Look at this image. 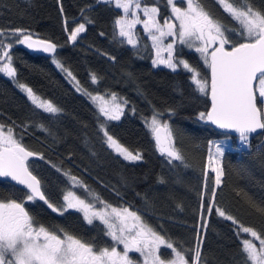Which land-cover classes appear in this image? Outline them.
<instances>
[{"label":"trees","instance_id":"obj_1","mask_svg":"<svg viewBox=\"0 0 264 264\" xmlns=\"http://www.w3.org/2000/svg\"><path fill=\"white\" fill-rule=\"evenodd\" d=\"M142 2L158 6L161 21L171 18L168 0ZM201 2L228 29L236 28L217 0ZM247 3L264 13V0ZM122 14L113 0H0V31L11 34L22 29L57 45L49 56L11 38L13 47L8 51L16 72L11 77L0 72V125L13 128L22 145L38 155L29 160V169L56 207L66 203L63 196L70 191L85 196L84 189L71 179L75 176L113 206L137 211L146 224L175 246L191 250L189 256H194L199 244V264H245L241 252L245 233L237 234L239 226L264 234V131L249 135L248 142L242 143L239 136L199 119L201 112L209 110V96L197 90L191 73L182 66L176 71L154 66V51L147 38L144 44L133 47L119 37L114 22ZM79 23H85L86 30L73 42L68 36ZM226 35L233 41L240 39L235 31ZM3 40L6 44L9 37ZM178 45V55L201 76L210 78L201 55ZM57 61L79 81V90ZM20 84L61 111L50 114L37 108ZM86 93L116 94L127 101L120 119L108 120L101 115ZM153 111L163 113L160 119L168 123L183 161L169 164L159 152L145 123ZM101 125L129 151L139 152L142 159L129 161L117 155L107 146ZM209 141L224 148L219 157L224 173L219 186L208 168ZM26 192L0 180V201H24L36 225L57 234H71L98 249L112 245L99 220L88 224L83 213L75 209L53 212L43 201H26ZM209 204L211 213L206 210ZM216 208L238 223L219 216ZM162 258L170 257L165 253Z\"/></svg>","mask_w":264,"mask_h":264},{"label":"snow or ice","instance_id":"obj_2","mask_svg":"<svg viewBox=\"0 0 264 264\" xmlns=\"http://www.w3.org/2000/svg\"><path fill=\"white\" fill-rule=\"evenodd\" d=\"M180 2L184 6H177L176 0H168L178 23L166 18L161 24L157 7L142 6V0H115V7L122 9L124 13L114 22L119 29L118 35L126 38L128 45L135 47L138 41L132 30L137 24H142L155 49L156 59L153 60V65H165L173 71L182 65L183 69L191 73V80L197 90L210 96V109L201 112L199 119L211 122L219 129L232 130L239 134L242 143H247L249 134L264 129V13L253 9L247 0H217L236 24L235 29H228L203 7L201 0ZM138 10L143 12L146 19H140ZM85 30L86 24L79 23L71 29L68 39L77 41ZM230 31H235L239 41H233L226 35ZM5 36L9 37L6 44L3 40ZM12 37H15L16 43L27 44L28 48L40 49L45 53H54L57 48L50 41L34 40L31 34L22 29H15L11 34L0 31V48L4 49L2 57L8 61L0 66V72L8 76H15L16 72L8 51L13 47ZM167 37L174 39L165 43ZM177 41L189 48L194 47L201 54L204 65L210 70V78L201 76L186 60L174 56ZM164 52L167 53L166 58L161 55ZM56 63L58 67H62L58 61ZM67 74L73 80L76 79L70 71ZM91 79L96 82V75L92 74ZM76 83L79 85V81ZM19 87L37 108L50 114L61 111L51 101L42 100L32 88L24 84ZM86 94L91 96V93ZM91 99L102 101L99 112L108 120H119L123 114V105L120 103L109 106L104 97L91 96ZM112 100H116L115 94H112ZM162 115L161 112L153 111L150 121L146 119L145 123L154 135L159 152L168 158V163L183 161L184 157L174 146L168 123L160 119ZM101 130L106 137L107 146L117 155L129 161L142 159L139 152L129 151L103 125ZM209 144L215 151L210 147L208 168L215 174V185L219 186L224 174L219 157L223 156L224 148L213 141H209ZM34 155L36 153L28 151L16 138L13 128L0 125V177H11L17 184L23 185L28 190L25 193L26 201L38 199L53 212L60 214L68 209H75L83 213L88 224L99 220L105 226V235L113 243L110 247L98 249L71 234H57L44 226L36 225L25 209L24 201H0V264H134L130 253H138L137 260L143 258L141 264H199V244L194 256H189L188 251L191 250L175 246L170 239L146 224L137 211L130 207L113 206L99 194H93L75 176L71 179L84 189L85 196L81 198L70 191L63 196L66 203L56 207L42 190L41 180L29 170L27 161ZM207 175L205 172L206 177ZM212 196H215L214 189ZM206 210L208 213L213 211L211 204ZM215 211L219 216L238 223L224 210L216 208ZM240 232L248 233L253 238L241 240L245 264H264V234L243 225L239 226L237 234ZM121 245L122 248H119ZM165 253L170 258H162Z\"/></svg>","mask_w":264,"mask_h":264},{"label":"rangeland","instance_id":"obj_3","mask_svg":"<svg viewBox=\"0 0 264 264\" xmlns=\"http://www.w3.org/2000/svg\"><path fill=\"white\" fill-rule=\"evenodd\" d=\"M114 2H115V0H113ZM176 2H177V6H181L180 5V0H176ZM144 5H147L148 7H153V6H155V7H157L158 8V10H159V15H158V19L160 20V22H161V24L163 23V21H161V18H160V16H161V14H160V9H159V7L158 6H156V5H150V4H143V2H142V6H144ZM123 11V10H122ZM171 11H172V9H171ZM124 15V13L120 16V17H122ZM137 15L140 17V19L141 20H144V19H146V17L144 16V14H143V12L141 11V10H138L137 11ZM120 17H118V18H120ZM129 19H131V16H129L128 17ZM171 20H172V22H175V23H178V22H176L175 21V17H174V15H173V13L171 14V18H170ZM117 30H118V32H119V29H118V27H117ZM133 33H134V37L137 39V41H138V43L137 44H139V43H141V44H144L143 43V41L144 40H147L148 39V42H149V44H150V46L152 47V40H151V38L147 35V33H145L144 32V29H143V25L142 24H137L134 28H133ZM147 38V39H146ZM126 39V38H125ZM174 38L173 37H167V38H165V43H168V42H170L171 40H173ZM179 42L177 41V43H176V45H175V51H174V56L175 57H177L178 59H182V60H186V59H184L183 57H180L179 55H178V49H179ZM196 44L198 45L199 44V42H196ZM187 46V45H186ZM188 47V46H187ZM189 48V47H188ZM152 49H153V51H154V57H153V60L154 59H156V53H155V49L152 47ZM190 49H193V50H195V48L193 47V48H190ZM3 51H4V49H2V50H0V66H2L4 63H7L8 61H7V59L6 58H3L2 57V53H3ZM209 51H211V49H209ZM200 54V53H199ZM162 56H164L165 58L167 57V53L166 52H164V53H162L161 54ZM201 55V54H200ZM187 61V60H186ZM61 65V64H60ZM157 66H165V65H161V64H158ZM182 66V65H181ZM180 67V66H179ZM178 67V68H179ZM63 71H64V73H65V75H66V77L68 78V80L74 85V86H76L77 88H80L79 87V85H77V83H76V81H77V79H75V80H73L72 79V77H69L68 76V72L70 71V70H68V69H65V68H63V66L62 67H60ZM65 70H67V71H65ZM71 72V71H70ZM4 73V72H3ZM4 74H6V73H4ZM7 75V74H6ZM72 76H74L73 74H72ZM11 77V76H10ZM75 77V76H74ZM116 95V94H115ZM89 96V95H88ZM91 96H101V97H104V99L105 100H107L108 101V105L109 106H111L112 104H114V103H120V104H122L123 106H125V104H124V102L116 95V100L115 101H113L112 100V94H91ZM91 96H89V98L91 99ZM92 100V99H91ZM93 101V100H92ZM96 105H97V107L99 108V106H100V104L102 103V101H100V100H96V101H93ZM71 192H73V191H71ZM74 194H75V192H73ZM68 194V193H67ZM76 195V194H75ZM98 207H100V205H97ZM245 238H248V239H253L251 236H250V234H248V233H245V237H244V239ZM257 243V246H258V250H259V244H258V241L256 242ZM119 247H121L122 248V245L121 246H119ZM132 255H136L137 257H139V254L138 253H130V256L132 257ZM140 260H137V258H136V260H134V264H141V262H142V257H140L139 258Z\"/></svg>","mask_w":264,"mask_h":264},{"label":"water","instance_id":"obj_4","mask_svg":"<svg viewBox=\"0 0 264 264\" xmlns=\"http://www.w3.org/2000/svg\"><path fill=\"white\" fill-rule=\"evenodd\" d=\"M33 37V39L34 40H45V39H41V38H38V37H34V36H32ZM22 38V37H21ZM48 41V40H47ZM51 42V41H50ZM53 43V42H52ZM22 46H25V47H27L28 48V46H27V44H22V43H20ZM28 49H30V50H32V51H35V52H38V53H42V54H46V55H49V56H52L54 53H45V52H43L42 50H40V49H36V48H28ZM209 100H210V96H209ZM210 104H211V102H210ZM209 109H210V107H209ZM210 124H211V126L212 127H214L215 129H218V130H220V131H224V132H228V133H230V134H233L234 136H239V134L238 133H236V132H234V131H232V130H223V129H219V128H217L214 124H212L211 122H209ZM262 131H264V129H258L255 133H251V134H249L250 136L251 135H255V134H259V133H261ZM24 146V145H23ZM25 147V146H24ZM28 151H31V150H29L27 147H25ZM31 152H33V153H35L34 151H31ZM38 155L36 154V155H34V156H32V157H29L28 158V161H27V163L29 162V160H31V159H33V158H35V157H37ZM30 170V169H29ZM31 171V170H30ZM32 172V171H31ZM33 173V172H32ZM34 174V173H33ZM35 175V174H34ZM0 180H3V181H9V182H11V183H13V184H15V185H17V186H19V187H22L23 189H26L23 185H19V184H17V182L16 181H13L12 179H11V177H0ZM27 190V189H26ZM28 191V190H27ZM38 200V199H37ZM40 201V200H39Z\"/></svg>","mask_w":264,"mask_h":264}]
</instances>
